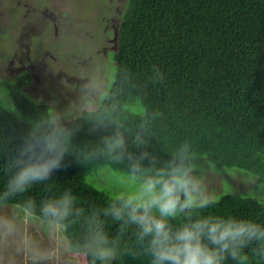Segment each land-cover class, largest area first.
<instances>
[{
  "label": "trees",
  "instance_id": "trees-1",
  "mask_svg": "<svg viewBox=\"0 0 264 264\" xmlns=\"http://www.w3.org/2000/svg\"><path fill=\"white\" fill-rule=\"evenodd\" d=\"M116 33L114 80L96 108L120 120L129 134L143 125L161 159L187 142L217 169L255 175L256 185L263 189L264 0H128ZM157 68L163 79L157 78ZM29 78L27 72L7 82L13 108L0 103V189L7 179L3 160L26 133L29 121L51 106L24 94L21 85ZM89 118L82 109L68 120L83 128L77 143L95 140L87 134ZM102 166L126 173L123 164L105 160L84 167L69 157L68 166L54 173L50 182L9 205L20 207L16 202L30 196L39 211L42 201L71 188L84 215L69 221L67 232H62L71 252L84 256L87 217L93 212L103 217L113 197L87 183L88 175ZM217 200L208 210L212 214L264 223V202L254 196L223 193ZM104 219L105 232L121 252L139 248L134 227L121 235L110 217ZM113 264L148 261L142 255H120ZM251 264H256L255 257Z\"/></svg>",
  "mask_w": 264,
  "mask_h": 264
},
{
  "label": "clouds",
  "instance_id": "clouds-1",
  "mask_svg": "<svg viewBox=\"0 0 264 264\" xmlns=\"http://www.w3.org/2000/svg\"><path fill=\"white\" fill-rule=\"evenodd\" d=\"M156 75L164 77L159 68ZM82 88L89 94L101 92L94 81L86 80ZM86 111L90 115L87 134L94 141L77 143L82 126L66 121L62 110L55 107H47L29 121L26 133L2 163L7 179L0 189V209L35 186L50 182L54 173L68 166L69 157L84 167L106 160L125 166L132 190L115 194L103 209V217L97 212L87 217L88 234L82 247L88 264H113L120 255H142L148 264H251L253 257L256 264H264V223L208 211L218 200L209 193L201 167L205 156H198L185 142L161 159L143 125L129 134L107 110L89 105ZM207 168L214 169V163L208 161ZM76 200L73 190L65 188L42 201L39 211L30 196L16 202L23 223L39 218L50 229L51 248L42 247L25 233L15 214L0 212V264H58L61 254L72 251L71 245L59 240L58 231L67 232L68 222L84 215ZM109 217L121 235L135 228L138 249L121 252L112 243L104 230V218Z\"/></svg>",
  "mask_w": 264,
  "mask_h": 264
},
{
  "label": "rangeland",
  "instance_id": "rangeland-1",
  "mask_svg": "<svg viewBox=\"0 0 264 264\" xmlns=\"http://www.w3.org/2000/svg\"><path fill=\"white\" fill-rule=\"evenodd\" d=\"M127 2L0 0V103L14 107L7 93V82H15L20 74L30 72L31 78L21 85L24 94L62 110L66 121L86 106L97 107L114 80L116 49L112 28L116 29ZM86 80L96 82L101 92L84 91L82 85ZM201 167L207 176L209 193L216 199L223 193H237L264 202V188L256 185L255 175L235 168L214 167L209 171L203 161ZM87 183L110 196L132 190L126 173L107 166L88 175ZM0 212L15 214L23 231L30 233L42 247L54 246L50 229L40 219L23 223L20 207L15 205L8 204ZM62 231V228L58 231L59 240L68 246ZM58 264H86V260L83 255L71 252L61 254Z\"/></svg>",
  "mask_w": 264,
  "mask_h": 264
},
{
  "label": "flooded vegetation",
  "instance_id": "flooded-vegetation-1",
  "mask_svg": "<svg viewBox=\"0 0 264 264\" xmlns=\"http://www.w3.org/2000/svg\"><path fill=\"white\" fill-rule=\"evenodd\" d=\"M111 21H114V19L112 18ZM112 29H113L112 31L114 32V27Z\"/></svg>",
  "mask_w": 264,
  "mask_h": 264
}]
</instances>
